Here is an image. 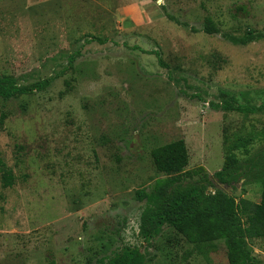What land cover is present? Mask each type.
<instances>
[{"label":"rangeland","instance_id":"374dc122","mask_svg":"<svg viewBox=\"0 0 264 264\" xmlns=\"http://www.w3.org/2000/svg\"><path fill=\"white\" fill-rule=\"evenodd\" d=\"M249 30L264 33V0H0V74L27 85L60 72L44 91L0 98L14 175L4 187L0 171V264H107L125 246L147 264H229L223 240L191 243L169 225L145 242L137 192L166 176L152 150L184 139L185 184L207 174L212 193L260 201L264 111L217 106L222 93L264 105V38H228ZM231 142L244 169L223 185ZM240 242L264 264V238Z\"/></svg>","mask_w":264,"mask_h":264},{"label":"trees","instance_id":"16d2710c","mask_svg":"<svg viewBox=\"0 0 264 264\" xmlns=\"http://www.w3.org/2000/svg\"><path fill=\"white\" fill-rule=\"evenodd\" d=\"M169 17L173 19L172 16ZM203 29L208 34L220 32L210 17L205 19ZM228 38L234 44L247 45L263 39L264 33L249 30L243 36ZM94 41L105 44L108 39L91 35L86 43ZM149 53L155 54L159 64L165 66L158 50ZM79 55L80 50L69 57L70 66ZM59 76L60 72L55 76L22 85L14 75L0 74V98L10 100L21 95L44 91ZM222 95L227 99L217 106L225 111H236L246 115L264 111V105L240 104L230 93ZM4 119L5 116L2 115L1 124L4 123ZM226 147L228 154L224 165L215 172L214 177L218 183L230 185L237 182L244 164L242 165L240 157L234 152L236 149L233 142ZM151 155L157 171L166 176L157 178L149 188L137 192L139 200L145 203L140 221V235L143 240L150 243L161 234L165 225H169L182 233L191 243L223 240L229 264H260V261L245 249L240 239L264 238V186L259 202L243 198L237 203L221 189H216L214 193L209 191L207 185L212 182L207 174L199 180L185 184L183 173L190 157L184 139L157 146ZM0 171L2 185L12 186L14 175L1 158ZM242 217L246 220L244 221ZM107 264H147V258L140 248L125 246L110 257Z\"/></svg>","mask_w":264,"mask_h":264}]
</instances>
